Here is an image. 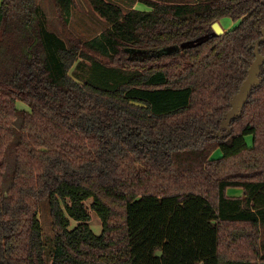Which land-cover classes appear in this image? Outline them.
Listing matches in <instances>:
<instances>
[{
	"label": "trees",
	"instance_id": "trees-1",
	"mask_svg": "<svg viewBox=\"0 0 264 264\" xmlns=\"http://www.w3.org/2000/svg\"><path fill=\"white\" fill-rule=\"evenodd\" d=\"M86 1L108 24L90 39L77 0H51L60 30L44 0H0V264H264V64L222 127L264 0Z\"/></svg>",
	"mask_w": 264,
	"mask_h": 264
},
{
	"label": "rangeland",
	"instance_id": "rangeland-1",
	"mask_svg": "<svg viewBox=\"0 0 264 264\" xmlns=\"http://www.w3.org/2000/svg\"><path fill=\"white\" fill-rule=\"evenodd\" d=\"M113 2H116L120 4L123 8L129 9L133 6L139 5V7H145L144 5L142 6L141 4H137L136 0H112ZM44 7L49 15V18L53 22L52 27L55 30H60V24L57 20V17L52 13L51 8V0H44ZM147 8V7H145ZM221 24L223 25L226 30L232 29L235 26H237L241 20H233L232 18L229 17H224L221 20ZM70 26L73 29V32L77 34L79 37L83 39H90L95 37L96 35L100 34L106 27H108V24L106 20L101 17L97 12H95L89 3L86 0H77V5L72 8V14L70 18ZM87 65L90 64V62L86 63ZM91 66V65H90ZM90 66H86L83 71V76L88 77L89 72H84V71H89L91 70ZM17 106L21 109H25L30 111L29 105L24 103L23 101H18ZM252 135H248L246 137L249 145L252 144ZM222 152L221 150H216L214 153L215 157L221 156ZM231 190H234V188H231ZM233 193V192H231ZM241 191L234 192L233 194H240ZM91 200H88L86 202V205L88 206V209L91 214V220H90V225L93 231L99 235L102 233V220L100 216L90 207ZM40 218L42 222V227L44 231V240L46 243V248L47 252L49 254L52 253V250L54 248V235H53V230H52V223L50 219V214H49V209L47 204L43 203L41 206V211H40ZM77 223L75 221H72V226H75Z\"/></svg>",
	"mask_w": 264,
	"mask_h": 264
},
{
	"label": "water",
	"instance_id": "water-1",
	"mask_svg": "<svg viewBox=\"0 0 264 264\" xmlns=\"http://www.w3.org/2000/svg\"><path fill=\"white\" fill-rule=\"evenodd\" d=\"M213 28L217 34H223L225 32L218 21L213 24ZM262 32V38L255 44L251 45L254 47L255 59L249 67L248 75L240 86L239 91L231 98V109L224 116L222 127L228 129L227 134L232 132L231 123L236 117L242 114L251 92L263 81V77L261 75L263 72L262 65L264 64V55L260 53V44L264 41V28L262 29ZM219 134L221 136L226 135L221 131Z\"/></svg>",
	"mask_w": 264,
	"mask_h": 264
},
{
	"label": "crops",
	"instance_id": "crops-1",
	"mask_svg": "<svg viewBox=\"0 0 264 264\" xmlns=\"http://www.w3.org/2000/svg\"><path fill=\"white\" fill-rule=\"evenodd\" d=\"M218 22L221 24V21H220V20H219ZM221 26L223 27V25H222V24H221ZM223 29H224V31H226V28H224V27H223ZM237 191H239V192H240L241 190H240V189H234V190H231V189H230V190H229V192H233V193H234V192H237ZM240 194H242V191H241V193H240ZM240 194H235V195H240Z\"/></svg>",
	"mask_w": 264,
	"mask_h": 264
}]
</instances>
